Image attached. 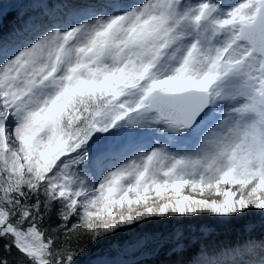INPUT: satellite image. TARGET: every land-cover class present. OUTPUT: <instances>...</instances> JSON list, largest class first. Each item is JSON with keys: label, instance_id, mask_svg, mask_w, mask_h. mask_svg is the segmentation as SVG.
<instances>
[{"label": "snow or ice", "instance_id": "6c2138e0", "mask_svg": "<svg viewBox=\"0 0 264 264\" xmlns=\"http://www.w3.org/2000/svg\"><path fill=\"white\" fill-rule=\"evenodd\" d=\"M18 8L24 42L0 46V264L143 251L154 224L186 251L205 220L264 214V0ZM251 232L230 264H264Z\"/></svg>", "mask_w": 264, "mask_h": 264}, {"label": "trees", "instance_id": "16d2710c", "mask_svg": "<svg viewBox=\"0 0 264 264\" xmlns=\"http://www.w3.org/2000/svg\"><path fill=\"white\" fill-rule=\"evenodd\" d=\"M21 1L23 0H0V7L6 6L8 9L3 12L5 19L0 29V46L9 51H14L21 42H24L13 31ZM127 2L135 3L136 0H127ZM146 140L154 144L151 134L146 137ZM162 142H164L163 139ZM202 223L207 227L199 231L192 229L191 244L186 251L174 247L170 225L154 224L147 226L151 233L143 251L96 245L89 247L88 251L80 257L78 264H188L193 259L200 261L201 264H215L216 261L230 264L234 257L228 254V249L249 239L251 225H255L256 229L251 232V237L256 241L264 238V214L259 211L253 212L242 221L226 223L205 220ZM198 240L199 244H197ZM205 245H207L206 248Z\"/></svg>", "mask_w": 264, "mask_h": 264}, {"label": "rangeland", "instance_id": "374dc122", "mask_svg": "<svg viewBox=\"0 0 264 264\" xmlns=\"http://www.w3.org/2000/svg\"><path fill=\"white\" fill-rule=\"evenodd\" d=\"M22 2H23V1H21L20 3H22ZM20 3H19V4H20ZM0 8H2V11H3V12H5V11L8 10L6 6H2V7H0ZM158 138H160V134H156L155 136H152V140H153V142L155 143V140L158 139ZM160 142L163 143V142H162V139H160Z\"/></svg>", "mask_w": 264, "mask_h": 264}]
</instances>
